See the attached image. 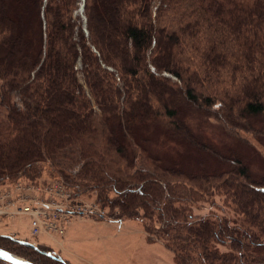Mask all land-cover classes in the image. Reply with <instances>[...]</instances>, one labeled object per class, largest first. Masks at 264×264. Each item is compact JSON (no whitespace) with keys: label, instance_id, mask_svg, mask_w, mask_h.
Masks as SVG:
<instances>
[{"label":"trees","instance_id":"1","mask_svg":"<svg viewBox=\"0 0 264 264\" xmlns=\"http://www.w3.org/2000/svg\"><path fill=\"white\" fill-rule=\"evenodd\" d=\"M15 1L0 0V183L46 180L49 168L76 193L95 191L120 217L141 219L179 264H264V174L185 119L193 109L237 138L262 132L264 0H24L37 47ZM150 121L228 167L164 164L135 137ZM215 193L240 215L196 214L192 204ZM21 240L1 233L0 248L32 264H45L32 252L74 264Z\"/></svg>","mask_w":264,"mask_h":264},{"label":"rangeland","instance_id":"2","mask_svg":"<svg viewBox=\"0 0 264 264\" xmlns=\"http://www.w3.org/2000/svg\"><path fill=\"white\" fill-rule=\"evenodd\" d=\"M13 3L14 10L23 11L27 37L33 46L37 47L36 15L24 9V0H17ZM4 116L5 110L0 106V117ZM185 119L204 141L214 146L221 154L238 153L244 158L255 176L264 174L263 121H254L255 127L260 129L261 133L242 132L243 139H240L226 133L221 124L206 113L187 109ZM135 137L153 155L160 157L166 165H175L191 172H217L228 167L227 163L213 154L196 149L184 140L173 137L162 124L157 122L137 124ZM49 177H58V175L51 172L49 168H45L39 179ZM77 193L86 200L96 198L95 191ZM192 206L198 215L216 216V213L231 217L240 215L234 209L233 202L226 201L223 193H215L212 198L200 200ZM107 209L109 214L121 215L118 208L111 209L107 206ZM16 224L18 223L0 222V234H7L11 230L18 231V237L35 243H43L45 248L58 252L74 264H179L174 259L173 251L163 241L148 239L143 221L137 218L123 216L110 221L103 218L77 216L69 224V228L74 227L72 234L67 232L63 239L58 240L48 235L33 236L27 225L16 226ZM222 248L225 249V247ZM25 250L32 252L27 247ZM32 253L40 256L45 264H56L41 253ZM17 256L24 258L23 255Z\"/></svg>","mask_w":264,"mask_h":264},{"label":"built area","instance_id":"3","mask_svg":"<svg viewBox=\"0 0 264 264\" xmlns=\"http://www.w3.org/2000/svg\"><path fill=\"white\" fill-rule=\"evenodd\" d=\"M77 216L110 221L122 218L109 214L107 206L96 199L82 198L59 178L42 181L21 179L8 184L0 183L2 223L27 225L33 236L48 235L58 240L65 237L69 224ZM7 234L18 237V231L11 230Z\"/></svg>","mask_w":264,"mask_h":264},{"label":"water","instance_id":"4","mask_svg":"<svg viewBox=\"0 0 264 264\" xmlns=\"http://www.w3.org/2000/svg\"><path fill=\"white\" fill-rule=\"evenodd\" d=\"M22 243H25L27 245L36 246L35 243L28 241V240H21ZM0 257L5 259L6 261L10 262L11 264H32L28 260L19 257L17 255H14L12 253H9L3 249L0 248Z\"/></svg>","mask_w":264,"mask_h":264},{"label":"crops","instance_id":"5","mask_svg":"<svg viewBox=\"0 0 264 264\" xmlns=\"http://www.w3.org/2000/svg\"><path fill=\"white\" fill-rule=\"evenodd\" d=\"M68 228H69V226H68ZM71 229V230H70ZM74 231V227L72 228V227H70L69 228V230L67 229V232L68 233H71L72 234V232ZM67 234V233H66ZM66 236V235H65ZM64 245V244H63ZM65 247V246H64ZM72 262V261H71Z\"/></svg>","mask_w":264,"mask_h":264},{"label":"bare ground","instance_id":"6","mask_svg":"<svg viewBox=\"0 0 264 264\" xmlns=\"http://www.w3.org/2000/svg\"><path fill=\"white\" fill-rule=\"evenodd\" d=\"M22 240H26V239H22Z\"/></svg>","mask_w":264,"mask_h":264}]
</instances>
